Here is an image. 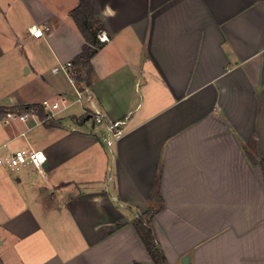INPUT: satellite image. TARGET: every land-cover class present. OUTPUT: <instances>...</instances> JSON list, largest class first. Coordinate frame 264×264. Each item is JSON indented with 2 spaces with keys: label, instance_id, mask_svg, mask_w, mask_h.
Returning <instances> with one entry per match:
<instances>
[{
  "label": "crops",
  "instance_id": "0c3cea01",
  "mask_svg": "<svg viewBox=\"0 0 264 264\" xmlns=\"http://www.w3.org/2000/svg\"><path fill=\"white\" fill-rule=\"evenodd\" d=\"M79 3L0 0V106L62 105L53 125L0 113L1 157L47 156L0 167V264H156L134 220L158 207L170 264H264V0H91L89 81ZM84 87L124 122L114 148Z\"/></svg>",
  "mask_w": 264,
  "mask_h": 264
},
{
  "label": "built area",
  "instance_id": "2783aa9c",
  "mask_svg": "<svg viewBox=\"0 0 264 264\" xmlns=\"http://www.w3.org/2000/svg\"><path fill=\"white\" fill-rule=\"evenodd\" d=\"M50 26L45 25L41 26H32L30 28L31 33L35 37H42L45 35V31L49 30ZM107 36H103L104 39ZM68 66L72 65V62L67 63ZM77 101L86 104L88 113L89 110L94 117L96 124H105L107 128V135L103 137V140L109 147H112L114 141L120 138L123 134V129L121 125L124 123L122 120L112 121L108 120L104 113L96 106L94 103L93 95L88 87L77 90ZM41 106L48 112L47 116L44 119L39 117V107L32 108H9L6 109L5 122L11 123L13 121L19 120L22 122H27L30 118L35 117L40 122H46L55 117L54 111L61 109V102H51L45 100L42 102ZM47 159L46 153L41 149H29V148H20L12 152L11 154L1 157L0 156V167L3 165H8L12 168H19L26 164H32L37 168H41Z\"/></svg>",
  "mask_w": 264,
  "mask_h": 264
},
{
  "label": "trees",
  "instance_id": "16d2710c",
  "mask_svg": "<svg viewBox=\"0 0 264 264\" xmlns=\"http://www.w3.org/2000/svg\"><path fill=\"white\" fill-rule=\"evenodd\" d=\"M71 14L86 39L83 50L76 59L83 67L82 74L78 75V79L83 78L89 81L88 77H90L92 72L91 59L97 52L96 38L99 31V28L97 27L98 20L92 7L91 0H80V3L72 10ZM32 107H39V117L41 119L46 117L45 109L41 106V104H30L22 108ZM6 109L7 108L0 106V113L5 112ZM48 124L53 125L54 122L49 121ZM159 209L160 207L151 208L145 213L139 214L134 220V225L144 241L153 261L156 264H170L155 237L152 226V219Z\"/></svg>",
  "mask_w": 264,
  "mask_h": 264
},
{
  "label": "water",
  "instance_id": "95a60500",
  "mask_svg": "<svg viewBox=\"0 0 264 264\" xmlns=\"http://www.w3.org/2000/svg\"><path fill=\"white\" fill-rule=\"evenodd\" d=\"M188 260H189V256L187 255V256L184 257L183 262H184V263H187Z\"/></svg>",
  "mask_w": 264,
  "mask_h": 264
},
{
  "label": "rangeland",
  "instance_id": "374dc122",
  "mask_svg": "<svg viewBox=\"0 0 264 264\" xmlns=\"http://www.w3.org/2000/svg\"><path fill=\"white\" fill-rule=\"evenodd\" d=\"M45 112H46V116H47V114H48V112L45 110ZM56 118H52V120H55ZM51 119H50V121H52ZM49 122V121H48ZM112 148H114V146H112Z\"/></svg>",
  "mask_w": 264,
  "mask_h": 264
},
{
  "label": "clouds",
  "instance_id": "9594fccd",
  "mask_svg": "<svg viewBox=\"0 0 264 264\" xmlns=\"http://www.w3.org/2000/svg\"><path fill=\"white\" fill-rule=\"evenodd\" d=\"M110 14H113L114 15V13H110Z\"/></svg>",
  "mask_w": 264,
  "mask_h": 264
}]
</instances>
